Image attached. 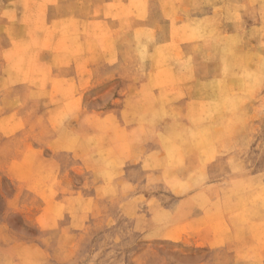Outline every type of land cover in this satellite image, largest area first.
Segmentation results:
<instances>
[{"label":"rangeland","instance_id":"rangeland-1","mask_svg":"<svg viewBox=\"0 0 264 264\" xmlns=\"http://www.w3.org/2000/svg\"><path fill=\"white\" fill-rule=\"evenodd\" d=\"M0 264H264V0H0Z\"/></svg>","mask_w":264,"mask_h":264},{"label":"bare ground","instance_id":"bare-ground-1","mask_svg":"<svg viewBox=\"0 0 264 264\" xmlns=\"http://www.w3.org/2000/svg\"><path fill=\"white\" fill-rule=\"evenodd\" d=\"M174 1V0H173ZM221 23V22H220ZM231 25V24H230ZM175 47V46H174ZM207 58V57H206Z\"/></svg>","mask_w":264,"mask_h":264}]
</instances>
